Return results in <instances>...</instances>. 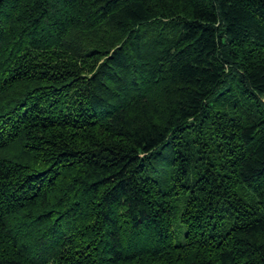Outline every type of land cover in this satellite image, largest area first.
Masks as SVG:
<instances>
[{
	"label": "trees",
	"instance_id": "1",
	"mask_svg": "<svg viewBox=\"0 0 264 264\" xmlns=\"http://www.w3.org/2000/svg\"><path fill=\"white\" fill-rule=\"evenodd\" d=\"M0 264H264V0H0Z\"/></svg>",
	"mask_w": 264,
	"mask_h": 264
},
{
	"label": "rangeland",
	"instance_id": "2",
	"mask_svg": "<svg viewBox=\"0 0 264 264\" xmlns=\"http://www.w3.org/2000/svg\"><path fill=\"white\" fill-rule=\"evenodd\" d=\"M173 229L175 232V244L181 245L183 242V231L176 222L173 224Z\"/></svg>",
	"mask_w": 264,
	"mask_h": 264
}]
</instances>
